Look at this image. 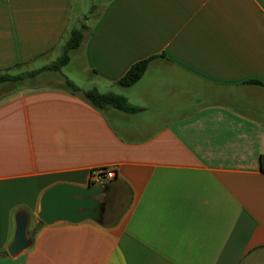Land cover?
<instances>
[{
  "label": "crops",
  "instance_id": "crops-1",
  "mask_svg": "<svg viewBox=\"0 0 264 264\" xmlns=\"http://www.w3.org/2000/svg\"><path fill=\"white\" fill-rule=\"evenodd\" d=\"M81 25L64 66L74 53L86 85L0 82V264H264V0H0V70L51 64ZM101 167L99 221L38 218L45 190ZM18 211L31 244L10 256Z\"/></svg>",
  "mask_w": 264,
  "mask_h": 264
},
{
  "label": "water",
  "instance_id": "water-1",
  "mask_svg": "<svg viewBox=\"0 0 264 264\" xmlns=\"http://www.w3.org/2000/svg\"><path fill=\"white\" fill-rule=\"evenodd\" d=\"M106 184L77 187L68 184H56L45 190L40 200L38 218L52 224L56 221L77 222L86 218L95 221L101 219L105 201L98 200L96 196L105 192ZM14 233L7 246V253L16 256L31 244L27 237L28 215L18 211L14 217Z\"/></svg>",
  "mask_w": 264,
  "mask_h": 264
},
{
  "label": "trees",
  "instance_id": "trees-1",
  "mask_svg": "<svg viewBox=\"0 0 264 264\" xmlns=\"http://www.w3.org/2000/svg\"><path fill=\"white\" fill-rule=\"evenodd\" d=\"M84 28L85 26L81 25L79 28H73L70 30L68 40L64 44L60 56L51 64L44 66L40 70L30 71L27 72L26 74H18V75H13L9 73L8 70H0V82L17 81L23 79L24 77H33L34 75L39 73V71L60 70L61 67L68 62L70 50L75 49L80 45L83 37ZM147 63H148V59H144L132 64L125 72V74L118 80V83L125 86L134 83L144 73L147 67ZM65 84L66 87L69 88L71 91L80 92L84 100H86L95 108H100L106 104H111L112 106L121 110L132 109L127 104L125 98L120 95L113 93H100L95 89L82 91L73 81H71L68 78H65ZM260 165H261V169L264 170V155L260 157Z\"/></svg>",
  "mask_w": 264,
  "mask_h": 264
},
{
  "label": "rangeland",
  "instance_id": "rangeland-1",
  "mask_svg": "<svg viewBox=\"0 0 264 264\" xmlns=\"http://www.w3.org/2000/svg\"><path fill=\"white\" fill-rule=\"evenodd\" d=\"M70 59H71L70 63L61 68V73L68 74L71 77H74L81 84L86 85V81H85L86 75L81 69L80 61L77 60L74 53H72V55L70 56Z\"/></svg>",
  "mask_w": 264,
  "mask_h": 264
},
{
  "label": "built area",
  "instance_id": "built-area-1",
  "mask_svg": "<svg viewBox=\"0 0 264 264\" xmlns=\"http://www.w3.org/2000/svg\"><path fill=\"white\" fill-rule=\"evenodd\" d=\"M115 176V172L112 168L101 167L91 170L90 173V184H101L109 181Z\"/></svg>",
  "mask_w": 264,
  "mask_h": 264
}]
</instances>
